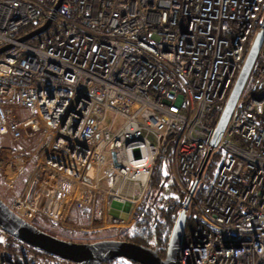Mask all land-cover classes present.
Here are the masks:
<instances>
[{
	"label": "built area",
	"instance_id": "obj_1",
	"mask_svg": "<svg viewBox=\"0 0 264 264\" xmlns=\"http://www.w3.org/2000/svg\"><path fill=\"white\" fill-rule=\"evenodd\" d=\"M57 1L0 0V179L9 207L65 230L131 228L158 158L169 163L167 181L188 194L211 149L179 264H264V39L251 96L242 100L243 89L210 148L264 0H62L54 9ZM114 201L125 218L109 213ZM157 204L174 213L178 199L164 194ZM0 264L23 263L2 249Z\"/></svg>",
	"mask_w": 264,
	"mask_h": 264
},
{
	"label": "water",
	"instance_id": "obj_2",
	"mask_svg": "<svg viewBox=\"0 0 264 264\" xmlns=\"http://www.w3.org/2000/svg\"><path fill=\"white\" fill-rule=\"evenodd\" d=\"M62 0H58L54 6L57 9ZM47 20L43 26L22 37L28 39L44 31L49 25ZM264 20L256 33L250 49L247 53L244 65L237 77L233 89L227 99L224 110L216 127L215 134L210 143L214 147L220 134L224 131L233 109L246 85L252 65L259 52L263 39ZM5 48H0L2 52ZM211 149H208L197 172L200 177L209 158ZM197 179L191 184L190 190L176 215L175 221L169 233L164 256L158 254L157 248L144 246L131 241L119 239H100L92 242H76L65 240L49 234L16 214L11 207L0 197V228L16 237L23 243L41 250L60 259L76 264H104L118 258H124L137 264H179L181 244L183 242L187 210L197 186Z\"/></svg>",
	"mask_w": 264,
	"mask_h": 264
},
{
	"label": "trees",
	"instance_id": "obj_3",
	"mask_svg": "<svg viewBox=\"0 0 264 264\" xmlns=\"http://www.w3.org/2000/svg\"><path fill=\"white\" fill-rule=\"evenodd\" d=\"M251 81H248L247 88L243 91L242 100H246L251 96ZM263 118H264V110H263ZM221 152L216 151L213 153L212 158L209 162L208 168L209 172L212 171L220 160ZM169 163L164 157H160L156 160V164L153 170V174L151 180L149 182V191L141 205L138 207L136 211V222L135 225L129 230H123L121 232V239L125 241H131L133 243L141 244L144 246H150L153 248H157L158 254L161 256L164 255L165 247L167 244V240L169 237L170 229L175 221L177 211L182 206L185 200V193L182 192L180 194L178 200V207L174 213L163 211L158 207L156 198L158 195L164 190V187L167 182V175L169 172ZM175 187V185H174ZM2 198V196L0 195ZM201 192H197L195 196V200L200 199ZM5 202L6 200L2 198ZM11 200V199H10ZM10 205L11 201L6 202ZM191 212L187 214V221L185 226V235L188 233L192 227L191 213L193 212V207H191ZM47 222V221H46ZM42 222L39 219H35L32 223L44 229L48 232H53L57 230L59 232L62 231L63 234H67V231H64L60 227H55V224L51 222ZM55 232V231H54ZM87 232H79V233H68L67 240L70 241H90L88 239L82 240L84 237L89 235ZM4 242L2 243V247H6V252H9L10 257L15 259L19 263L23 264H72L65 263L63 260L55 263H51L46 256H49L47 253L35 249L22 241L18 240L16 237L5 233ZM1 245V244H0ZM0 247V249L2 248ZM21 257V258H20ZM104 264H137L130 262L124 258L114 259L109 262H105Z\"/></svg>",
	"mask_w": 264,
	"mask_h": 264
},
{
	"label": "rangeland",
	"instance_id": "obj_4",
	"mask_svg": "<svg viewBox=\"0 0 264 264\" xmlns=\"http://www.w3.org/2000/svg\"><path fill=\"white\" fill-rule=\"evenodd\" d=\"M249 79H250V77H249ZM247 84H248V82L246 83L244 90L247 88ZM20 113L21 114H26V112H24V111H20ZM36 138H38V137H36ZM32 168H33V163H30L27 166L26 170L24 169L23 171H21L20 173H18V175H17V177L15 179V189H16L17 192H21L22 191V189L24 187V184H25V182L27 181V179L29 177V174H30L29 172L32 170ZM100 174L101 175L103 174V168H101ZM100 185L103 186L104 183L101 182ZM174 185H175V187H174ZM177 187H178V185L174 181H167L166 182V185L164 187V190L158 195V197L156 198V201H158L159 197L162 196V195H164V194H171V195L175 196L176 199L179 200L180 194L182 192H178L177 191ZM198 189H199V186H197V190L195 192V196H196V194L198 192ZM186 194L187 193H185V198L187 196ZM0 195L2 196V198H4L6 200V202L11 201L10 199H12V195L9 194L8 189H7V186L4 183H0ZM191 207H192V205H191ZM119 209L120 210L122 209L121 205L118 202H115L114 201L112 203V210H111L110 213L113 214V216H119L121 218H125V216H126L127 213H120V210ZM137 209L138 208H136V211H137ZM179 210L177 212H179ZM39 220L42 221V222H46V220L45 219H42V218H39ZM33 225H35V224H33ZM35 226L37 227V225H35ZM55 227H57V226L55 225ZM38 228H40V227H38ZM131 228L119 229L118 231H113V230H93V231H90V232L81 231V232L90 233L89 235H87L86 237H84L82 240H86V239L90 240V241H87V242H92V241H96V240H100V239H119V240H123V239H121V232L123 230H129ZM41 230L45 231L44 229H41ZM57 230H54L55 232L54 231L53 232H51V231L50 232L45 231V232H47L49 234H52L54 236H57L59 238L65 239V240H67L66 238H68V235H67L68 233H70V232H72V233H79V231H73V230H65V229H63L64 231H67L68 232L67 234H63L62 231L59 232ZM170 231H171V229H170ZM0 241L2 243L5 241L3 235H0ZM76 242H81V241H76ZM84 242H86V241H84ZM2 243H0L1 244L0 247H2ZM2 249H5L6 250V247H4V248L2 247L0 250H2Z\"/></svg>",
	"mask_w": 264,
	"mask_h": 264
},
{
	"label": "crops",
	"instance_id": "obj_5",
	"mask_svg": "<svg viewBox=\"0 0 264 264\" xmlns=\"http://www.w3.org/2000/svg\"><path fill=\"white\" fill-rule=\"evenodd\" d=\"M0 183H4L3 181H2V179H0ZM5 184V183H4ZM99 204L97 205V207H95V210H98L99 209ZM111 210H112V208H111ZM111 210L109 211V213L111 212ZM125 210H127V207H123V212L122 213H125ZM81 213H87L88 212V209H84V210H82V211H80ZM111 214V213H110ZM95 215H96V213H95ZM111 215H113V214H111ZM72 217L76 220V213H73L72 214Z\"/></svg>",
	"mask_w": 264,
	"mask_h": 264
}]
</instances>
